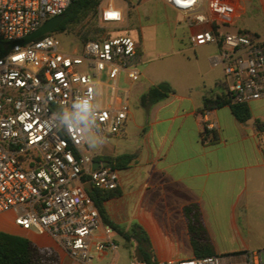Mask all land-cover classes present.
<instances>
[{"label": "built area", "instance_id": "obj_1", "mask_svg": "<svg viewBox=\"0 0 264 264\" xmlns=\"http://www.w3.org/2000/svg\"><path fill=\"white\" fill-rule=\"evenodd\" d=\"M71 1L0 0V213L11 212L16 225L49 234L71 257L88 263L95 253L116 251L117 243L84 183L116 189L118 172L109 164L92 167L96 153L88 148L87 132L99 140L121 132L129 104L118 79L140 77L141 55L137 38L113 35L105 26L124 18L111 0L96 7L95 38L69 50L50 32L23 41ZM164 1L188 24H207L189 41L217 44L212 62L232 77L230 83L223 79L231 102L264 97V37L221 29L239 15L232 0ZM103 74L106 95L99 87ZM81 103L89 105L87 113L78 111ZM128 264H264V249L151 261L132 256Z\"/></svg>", "mask_w": 264, "mask_h": 264}, {"label": "crops", "instance_id": "obj_2", "mask_svg": "<svg viewBox=\"0 0 264 264\" xmlns=\"http://www.w3.org/2000/svg\"><path fill=\"white\" fill-rule=\"evenodd\" d=\"M140 1L144 0L137 3ZM232 1L239 15L230 25L264 37V0ZM207 27L189 24V49L197 52L207 44L189 41L191 33ZM138 38L140 77L131 81L122 75L118 79L119 84L129 80L128 87H123L128 104L131 98L139 101L148 86L162 81L157 75L158 67L149 66L155 58L153 46L142 34ZM215 55L208 53L206 59L218 73L213 85L223 71L220 64L212 62ZM107 82H101L99 87H107ZM203 86H196L195 96L192 85L182 91L172 86V94L148 107H129L120 133L104 140L94 136L102 144L90 150L96 153L94 160L132 154L125 166L116 168L119 194L104 199L102 204L113 224L124 230L132 224L140 226L148 238L151 260L194 256L183 211L191 203L200 209L216 254L264 249V130L254 124L256 118L264 122V97L247 102L251 117L239 121L229 105L202 113L203 96L212 94L205 80ZM208 122L212 127L207 128L214 129L217 136L214 142L202 138ZM87 184L84 187L88 193L91 186ZM0 230L52 247L59 255L57 264H128L132 256L142 258L137 240L126 239L114 229L110 238L117 243L116 251L95 253L88 263L71 257L49 234L16 225L11 212L0 213ZM96 235L103 237L100 229Z\"/></svg>", "mask_w": 264, "mask_h": 264}, {"label": "rangeland", "instance_id": "obj_3", "mask_svg": "<svg viewBox=\"0 0 264 264\" xmlns=\"http://www.w3.org/2000/svg\"><path fill=\"white\" fill-rule=\"evenodd\" d=\"M109 0H101L106 3ZM113 5L122 9L124 13L123 21L118 23H107L105 26L111 34H129L139 40L142 34L148 45L153 46L155 58L149 62V66L158 67L157 75L159 79L169 82L178 91H182L187 85H192V93L196 94V86L202 85L205 80L211 86L208 93L220 90L218 86L212 83L218 73L216 69L209 66L206 61L207 54L218 53L219 48L215 42L207 43L201 46L197 52L188 48L186 39L189 24L182 14L163 3L162 0H144L137 3L138 0H111ZM90 27H99L97 13L89 15L83 24L70 27L62 32L51 31L62 44L64 49L69 50L74 45L79 44L82 39L80 33ZM224 31L235 32L236 29L230 24L221 26ZM98 32L95 34L97 35ZM221 79L226 78L230 83L232 77L225 75L223 71L219 73ZM101 81L106 82L107 77L101 75ZM211 81V82H210ZM129 80L121 81L120 87H128ZM207 89L208 86H206ZM109 88L104 87L106 93ZM139 105L137 98H131L129 107L136 108ZM87 141L89 150L94 149L97 144L96 138L87 132Z\"/></svg>", "mask_w": 264, "mask_h": 264}, {"label": "trees", "instance_id": "obj_4", "mask_svg": "<svg viewBox=\"0 0 264 264\" xmlns=\"http://www.w3.org/2000/svg\"><path fill=\"white\" fill-rule=\"evenodd\" d=\"M100 0H72L63 11V19L53 31L62 32L70 27L83 24L85 19L95 14L96 7ZM100 28L90 27L80 33L82 41L88 38H95ZM215 86L220 90L210 95L203 96L200 111L204 113L213 108H219L223 105H229L233 115L239 121H246L251 117V112L247 103H233L229 93L226 90V83L223 79L216 81ZM174 92V88L167 81H159L151 84L139 96V104L148 107L159 100L168 97ZM254 124L258 129L264 130V122L258 118L254 119ZM202 138L210 142L217 139L214 129L204 127ZM131 153H124L112 157H104L100 160H107L108 164L114 168H121L130 161ZM89 196L96 204L104 222L121 234L124 238L133 237L137 240L139 251L142 258L150 260V251L148 246V238L138 224H132L128 230H124L118 225L113 224L105 214L102 201L110 196L119 194L116 189H99L95 186L90 187ZM187 221L190 242L193 248L194 256H205L216 254L214 252L209 234L202 221L200 209L197 204H187L183 208ZM59 261L58 253L48 246H39L29 239L16 234L8 233L0 230V264H57Z\"/></svg>", "mask_w": 264, "mask_h": 264}, {"label": "water", "instance_id": "obj_5", "mask_svg": "<svg viewBox=\"0 0 264 264\" xmlns=\"http://www.w3.org/2000/svg\"><path fill=\"white\" fill-rule=\"evenodd\" d=\"M62 19H63V14H57V15H54L48 18L40 26H38L34 31L25 35L23 41L27 42L40 35L53 31L55 28H57V26L62 21ZM3 47L6 48L7 44H4ZM106 164H108L107 160H103V161L93 160L92 167L94 168L98 165H106ZM90 186H91L90 183L86 185V187H90Z\"/></svg>", "mask_w": 264, "mask_h": 264}, {"label": "clouds", "instance_id": "obj_6", "mask_svg": "<svg viewBox=\"0 0 264 264\" xmlns=\"http://www.w3.org/2000/svg\"><path fill=\"white\" fill-rule=\"evenodd\" d=\"M77 109L79 112L81 113H87L89 111V105L86 103H81L79 105H76ZM102 144L97 143L96 145H94V148H99Z\"/></svg>", "mask_w": 264, "mask_h": 264}]
</instances>
